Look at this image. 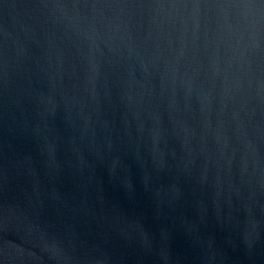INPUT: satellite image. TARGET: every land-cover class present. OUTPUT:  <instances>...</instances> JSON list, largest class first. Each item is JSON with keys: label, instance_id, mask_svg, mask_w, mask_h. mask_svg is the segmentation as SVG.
Masks as SVG:
<instances>
[{"label": "water", "instance_id": "obj_1", "mask_svg": "<svg viewBox=\"0 0 264 264\" xmlns=\"http://www.w3.org/2000/svg\"><path fill=\"white\" fill-rule=\"evenodd\" d=\"M0 264H264V0H0Z\"/></svg>", "mask_w": 264, "mask_h": 264}]
</instances>
